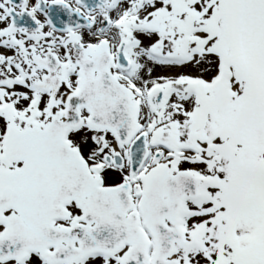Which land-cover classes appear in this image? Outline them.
I'll use <instances>...</instances> for the list:
<instances>
[{
	"label": "snow or ice",
	"instance_id": "6c2138e0",
	"mask_svg": "<svg viewBox=\"0 0 264 264\" xmlns=\"http://www.w3.org/2000/svg\"><path fill=\"white\" fill-rule=\"evenodd\" d=\"M0 264H264V0H0Z\"/></svg>",
	"mask_w": 264,
	"mask_h": 264
}]
</instances>
